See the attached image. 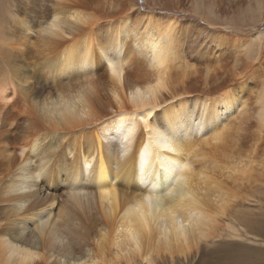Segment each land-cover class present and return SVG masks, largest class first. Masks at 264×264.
I'll return each mask as SVG.
<instances>
[{
    "label": "bare ground",
    "instance_id": "1",
    "mask_svg": "<svg viewBox=\"0 0 264 264\" xmlns=\"http://www.w3.org/2000/svg\"><path fill=\"white\" fill-rule=\"evenodd\" d=\"M191 3L223 45L221 0ZM248 4L230 25L264 21ZM120 6L0 0V264H264V223L234 211L264 163L232 132L264 139V32L227 86L192 22Z\"/></svg>",
    "mask_w": 264,
    "mask_h": 264
},
{
    "label": "rangeland",
    "instance_id": "2",
    "mask_svg": "<svg viewBox=\"0 0 264 264\" xmlns=\"http://www.w3.org/2000/svg\"><path fill=\"white\" fill-rule=\"evenodd\" d=\"M131 1L134 4L135 0H120L122 8H126V5H128ZM191 1L192 0H136L137 6L142 9L144 7V10L146 11L152 9V11L162 15H177L182 18L184 23L192 22V30L194 31V33H196V36H198L199 39H202V42L204 41L203 46L201 47L202 50L204 51L205 49H208L210 52L214 51L217 55H219V64L216 65L214 63L213 69L215 70V72H221L223 74V80L227 79L225 82L227 86H233L237 80V76L235 75L237 73H248V70L251 68L248 67V69H246V67L249 66L246 60L240 61V58L245 57L246 53L242 52V54L239 55L235 53V48L240 46L241 42H243L244 39H247L252 34H256V31L259 30L261 32H264V21L259 22L255 28L247 27V29H243L245 27L238 28L240 27V25L232 26L230 25V22L232 20H236L238 23H243L241 22L242 16L243 12H245L248 8V0H221L222 12L220 14L222 16V19L216 20L215 17L209 19L211 20L210 23H213L215 26L208 27V30H212L211 33H218L214 36L223 37L226 40L223 45L218 46V44H214L215 39L206 38V34L203 32V29L206 28L208 22L206 19L204 20V15L201 14V16L200 14L195 13V11L192 10L193 5ZM121 6L120 9H122ZM32 35L33 41H36V34L34 33ZM263 45L264 40L262 42V46ZM263 47L261 48V50L264 49ZM191 54L192 53H189V55ZM210 57L213 58L214 54H211ZM252 63L255 66L261 64L262 73H264V57ZM255 76L256 79H254L253 77L251 79H248L250 85H253L256 91L264 90V77L261 76L259 72H257ZM204 77L205 75L200 77L199 80L195 82V85L199 86L200 90L203 88L202 85ZM254 95L255 93H251L250 95V100L252 102L255 99ZM254 121L256 120L252 117L251 119L245 120L243 123H239L238 126H243L246 128L245 130L240 131L241 134H238L239 130L237 129L232 130V132L235 133V137L239 138L238 148L241 150L242 153L250 154L258 162L264 163V139L259 142L255 141V139L252 138V132L257 128L249 127V124L251 122V124H253ZM256 142L257 145L255 146ZM256 167L261 169V172H256V170L254 171V176L258 178V180L254 179L253 184L249 185L248 188L245 189L243 193V198L239 200V204L236 206L234 211L235 213H237V217L242 216L241 218H243L244 216H246V221L252 220L253 222L262 224L264 223V167L261 165H257ZM51 189V191H54L53 188ZM46 192L48 193L50 191L48 190ZM56 192L57 194H59V198L63 197V193L65 194L64 184H60V186L57 187ZM237 211H240V214ZM237 217H235L237 221L236 224H238L239 227H241L242 231H244L245 226H241L240 221L237 219ZM224 219L226 220V224H228V220L226 219V217H224ZM223 230L226 235L229 234L230 231H232L228 227ZM250 236L251 235L247 234V237H253ZM226 238L227 237H225V239ZM242 239L244 241L245 237L240 238V240ZM261 242L262 241H260V243ZM212 246L215 247V245H209L210 248H212Z\"/></svg>",
    "mask_w": 264,
    "mask_h": 264
}]
</instances>
